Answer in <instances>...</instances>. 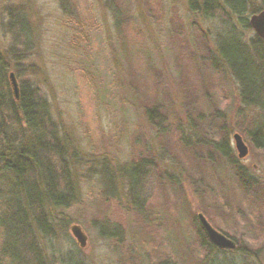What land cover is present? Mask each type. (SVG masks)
Here are the masks:
<instances>
[{
	"label": "rangeland",
	"instance_id": "rangeland-1",
	"mask_svg": "<svg viewBox=\"0 0 264 264\" xmlns=\"http://www.w3.org/2000/svg\"><path fill=\"white\" fill-rule=\"evenodd\" d=\"M19 16L27 45L16 28L8 31ZM219 34L226 36L221 21L189 0H0V55L23 67L25 86L39 88L70 153L103 158L117 172L107 176L118 186L114 198L103 196L99 177L82 176L78 203L53 212V236L39 238L47 264H264V150L248 136L264 124V109L242 103L218 55ZM244 34L256 37L252 29ZM146 106H156L154 123ZM235 134L248 147L244 159ZM222 141L253 187L216 149ZM140 158L155 165L141 208L118 175ZM199 214L235 249L207 246ZM73 226L85 235L84 248Z\"/></svg>",
	"mask_w": 264,
	"mask_h": 264
},
{
	"label": "trees",
	"instance_id": "trees-1",
	"mask_svg": "<svg viewBox=\"0 0 264 264\" xmlns=\"http://www.w3.org/2000/svg\"><path fill=\"white\" fill-rule=\"evenodd\" d=\"M189 6L208 19L221 21L226 36L217 35L218 55L239 86L242 103L264 109V40L256 36L248 41L244 34L251 29L250 16L264 11V0L259 5L254 0H202L200 4L189 0ZM15 28L27 45L29 29L22 16L9 23L10 33ZM22 68H13L0 55V264H47L39 238L53 236V212L78 203L82 176L86 180L99 177V183L106 186L103 196L114 198L118 186L110 187L108 178H116L117 172L103 158L82 161L75 149L70 153V140L65 133L58 136V124L39 88L20 81ZM11 72L20 84L18 100L10 86ZM155 108L146 106L150 123H154ZM248 136L256 148L264 150V124L255 125ZM216 149L230 160L244 187L255 185L238 158L229 154L225 141L216 143ZM154 167L147 158H140L118 170L123 186L139 208L152 187ZM198 230L207 246L221 254L227 252L214 246L200 226ZM116 232L119 230L115 229L112 237L118 235ZM159 264L174 263L162 260ZM219 264L232 263L223 260Z\"/></svg>",
	"mask_w": 264,
	"mask_h": 264
},
{
	"label": "water",
	"instance_id": "water-1",
	"mask_svg": "<svg viewBox=\"0 0 264 264\" xmlns=\"http://www.w3.org/2000/svg\"><path fill=\"white\" fill-rule=\"evenodd\" d=\"M249 24L255 35L260 39H264V11H260L257 14L251 15L249 18ZM9 80L13 95L15 99L18 100L20 98V88L18 80L13 72L10 73ZM234 141L239 159H244L248 155V147L239 134L234 135ZM197 219L200 227L214 246L225 250L235 249V243L225 235L214 229L202 214H199L197 216ZM71 232L74 238L79 243L80 247L84 248L86 237L83 234L81 228L79 226H73L71 228Z\"/></svg>",
	"mask_w": 264,
	"mask_h": 264
}]
</instances>
